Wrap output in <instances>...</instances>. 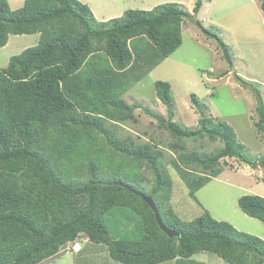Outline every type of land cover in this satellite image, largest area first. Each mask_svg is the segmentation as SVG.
<instances>
[{
    "label": "trees",
    "instance_id": "obj_1",
    "mask_svg": "<svg viewBox=\"0 0 264 264\" xmlns=\"http://www.w3.org/2000/svg\"><path fill=\"white\" fill-rule=\"evenodd\" d=\"M204 1L195 0L191 12L165 2L100 21L80 0H24L17 9L0 0V46L9 34L39 35L0 68V264L47 263L84 238L122 264H205L192 258L200 252L229 264H264L262 238L208 212L183 220L173 210L163 142L120 135L139 107L121 96L182 44V23ZM255 1L264 11V0ZM235 78L253 89L254 126L264 135L255 82ZM154 88L167 117L144 110L171 136L169 163L189 196L222 172L226 157L264 172V154L249 156L232 126L209 115L195 94L198 125L190 128L173 119L171 85L157 80ZM198 138L221 146L204 155L187 150L184 140ZM128 186L150 196L161 221L179 234L169 237ZM238 205L264 224V197L244 194ZM113 212L133 226L111 231Z\"/></svg>",
    "mask_w": 264,
    "mask_h": 264
},
{
    "label": "rangeland",
    "instance_id": "obj_2",
    "mask_svg": "<svg viewBox=\"0 0 264 264\" xmlns=\"http://www.w3.org/2000/svg\"><path fill=\"white\" fill-rule=\"evenodd\" d=\"M114 1L122 8V14L126 9L148 10L165 2H176L186 10H192L194 5V1L190 0ZM23 2L8 0L11 9L21 7ZM95 2L101 3L102 0ZM181 30L182 44L140 81L131 84L121 96L127 103L138 104L139 107L134 110L135 121L123 125L120 135L131 134L142 141L153 137L155 141L163 142V162L173 180L169 204L180 218L191 220L208 212L216 220L229 222L236 229L264 240L263 222L246 215L238 205V198L244 194L264 197V182L261 179L264 172L235 158H223L222 172L198 189L196 198H192L169 163L175 155L166 148V143L172 141L171 136L156 118L144 110L148 107L159 116L167 117V108L157 98L154 88L157 80L166 81L171 85L175 121L190 128L197 127L199 115L190 101L191 94H195L206 105L209 115L232 126L249 156L256 159L263 155L264 135L254 126V91L251 87H244L235 74L254 81L252 85L259 90L264 103V11L255 0H207L193 20H184ZM38 38V33L9 34L7 43L0 46V68L7 65L10 56L37 44ZM220 43L225 45L231 64L224 56ZM184 143L187 150L194 149L201 155L221 146L220 141L212 142L206 138L185 139ZM128 221L127 216L113 212L107 224L111 231H124L125 227L133 226L126 224ZM80 243L78 252H73L70 244L60 255L41 264H122L110 258L104 244L91 243L86 238ZM192 258L205 264H229L207 252L194 254Z\"/></svg>",
    "mask_w": 264,
    "mask_h": 264
},
{
    "label": "crops",
    "instance_id": "obj_3",
    "mask_svg": "<svg viewBox=\"0 0 264 264\" xmlns=\"http://www.w3.org/2000/svg\"><path fill=\"white\" fill-rule=\"evenodd\" d=\"M82 1L88 4L95 17L100 21H104L112 17L119 16L120 14H122L123 11L120 5H118L114 0H102L101 3L97 2V4L95 0H82ZM190 1L193 2L195 0H190ZM189 11H191V9Z\"/></svg>",
    "mask_w": 264,
    "mask_h": 264
},
{
    "label": "water",
    "instance_id": "obj_4",
    "mask_svg": "<svg viewBox=\"0 0 264 264\" xmlns=\"http://www.w3.org/2000/svg\"><path fill=\"white\" fill-rule=\"evenodd\" d=\"M220 46L223 50V53H224V56L226 57V59L229 61V64L230 63V60H229V57L227 55V52H226V48L224 46L223 43H220ZM129 190H131L132 192L136 193L137 195L141 196L143 198L144 201H146L148 203V205L150 206V208L152 209V211L154 212V215H155V218L157 220V223L158 225L160 226V228L169 236H177L179 233L173 229H170L168 228L162 221H161V217H160V214H159V211L156 207V205L154 204V201L152 200V198L146 194H144L141 190H136L132 187H127Z\"/></svg>",
    "mask_w": 264,
    "mask_h": 264
},
{
    "label": "built area",
    "instance_id": "obj_5",
    "mask_svg": "<svg viewBox=\"0 0 264 264\" xmlns=\"http://www.w3.org/2000/svg\"><path fill=\"white\" fill-rule=\"evenodd\" d=\"M81 249V243L79 241L72 244V251L78 252Z\"/></svg>",
    "mask_w": 264,
    "mask_h": 264
}]
</instances>
